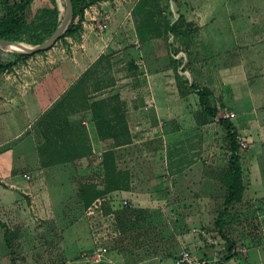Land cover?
<instances>
[{
    "label": "rangeland",
    "instance_id": "rangeland-1",
    "mask_svg": "<svg viewBox=\"0 0 264 264\" xmlns=\"http://www.w3.org/2000/svg\"><path fill=\"white\" fill-rule=\"evenodd\" d=\"M57 2L56 20L48 0H36L17 42L48 40L66 14V1ZM14 54L0 48L3 62ZM98 54L22 139L0 148L13 152V172L0 175V264H88L100 247L108 248L102 264H178L185 249L207 264H262L264 0L101 1L80 31L32 59L47 73L52 60ZM95 108L120 136L114 180L130 194L110 195L113 165L74 129ZM230 123L247 147L238 144L241 192L228 205Z\"/></svg>",
    "mask_w": 264,
    "mask_h": 264
},
{
    "label": "crops",
    "instance_id": "crops-1",
    "mask_svg": "<svg viewBox=\"0 0 264 264\" xmlns=\"http://www.w3.org/2000/svg\"><path fill=\"white\" fill-rule=\"evenodd\" d=\"M106 3L107 2H105V4ZM87 35L88 33L84 32L82 37L86 38ZM100 57L101 54H98L94 58L80 55H75L74 58L66 56L58 60H52V63H54L53 65L50 64L52 65V70L44 73V64L46 63L43 62L39 64V60L34 62L31 56L28 59L17 61L10 68L5 70L0 75V148L22 139L28 128L36 122L61 95L67 92L69 93L80 77L85 74L92 64ZM54 65L56 66L53 67ZM46 89V92L53 91V94L55 93L54 95L57 96L55 98L53 97L51 102L49 99L47 100V98H45L44 91ZM46 95L49 96L48 93H46ZM82 124L84 126L75 123L74 129L79 127L83 129V132L88 133L92 147H95L93 150L91 149L93 152L102 147L104 152L101 153L96 151L97 157L102 154L101 161H103L104 165L110 160V164H112L113 167H110L111 171L108 178H112V175H114V180L115 177L122 174L116 155L117 150L121 147L118 145L119 141H121L119 139L120 136L115 133L114 138L108 140L104 139L105 142L112 144L115 141L116 143L114 146L115 148L108 151L109 148L103 149V144L99 137L95 121L91 118L90 121L83 120ZM12 157L13 152L11 150L0 153V175L13 172V167L11 168ZM109 191L112 192L110 195H114L115 197L117 195H127L132 192L127 190V188L119 186L117 180L113 186L111 185V187H109ZM263 263L264 262H262V264Z\"/></svg>",
    "mask_w": 264,
    "mask_h": 264
},
{
    "label": "trees",
    "instance_id": "trees-1",
    "mask_svg": "<svg viewBox=\"0 0 264 264\" xmlns=\"http://www.w3.org/2000/svg\"><path fill=\"white\" fill-rule=\"evenodd\" d=\"M36 0H3L2 9L4 10V16L0 20V39L4 40H13L19 41L22 38V35L28 28V13L31 7L34 5ZM106 1V0H72L74 8V18L73 21L67 30V32L62 36L75 35L82 28V23L85 18L86 9L95 3ZM50 12L55 16L56 20L59 15V6L57 0H48ZM138 6V5H137ZM52 33L57 29L58 23L55 22ZM139 34L143 40H146L145 34L139 29ZM148 38V36H147ZM33 55L16 53L14 54V60L10 62H3L0 59V75L10 68L19 60H25L30 58ZM201 105L207 111H211V108L208 105V97L205 92L200 93ZM105 100H99L93 104V106H102L105 104ZM92 120L97 124V129L99 137L102 141V144L106 146L112 145L111 143L105 142L104 139L114 138L115 135L111 133L113 126L108 122L104 125L102 122L104 115H102V110L95 108L92 111ZM105 121V120H104ZM106 122V121H105ZM229 135L231 136L233 144V155L230 161L229 167V197L226 200V204L231 205L236 199L239 200L241 192V169H240V155H239V141L236 134V130L233 124L228 125ZM116 145V144H115ZM114 145V146H115ZM108 148V147H106ZM230 252L233 254L235 252V246L230 247Z\"/></svg>",
    "mask_w": 264,
    "mask_h": 264
},
{
    "label": "built area",
    "instance_id": "built-area-1",
    "mask_svg": "<svg viewBox=\"0 0 264 264\" xmlns=\"http://www.w3.org/2000/svg\"><path fill=\"white\" fill-rule=\"evenodd\" d=\"M107 27H108L107 23H98L96 25V28L99 29L100 31L106 30ZM230 116L234 117L235 115L231 114ZM238 141H239L238 143L240 144L242 148L247 147V143L245 142V140L238 137ZM99 159L102 160L101 155H99ZM26 178L29 180L30 176L26 175ZM123 204L126 206L128 205V202L125 200ZM200 233H201V236L204 238V240L208 244L212 246L218 245L219 238H217V236L211 234L207 230H201ZM107 253H108L107 247H100L96 250H92V252L88 254L87 256L88 258H86L88 260L87 261L88 264H102ZM177 262L178 264H207V261L205 259L194 256L192 252L188 249H185L181 252V254L177 258Z\"/></svg>",
    "mask_w": 264,
    "mask_h": 264
},
{
    "label": "water",
    "instance_id": "water-1",
    "mask_svg": "<svg viewBox=\"0 0 264 264\" xmlns=\"http://www.w3.org/2000/svg\"><path fill=\"white\" fill-rule=\"evenodd\" d=\"M65 1L67 8L64 19L62 20V22L59 24L53 35L48 40L36 46L25 45L23 50L9 51L5 47L11 44H21V43L13 40L0 39V48L9 52L28 54V55H34L52 48L58 42V40L61 39V37L67 32L74 18V8H73L72 0H65Z\"/></svg>",
    "mask_w": 264,
    "mask_h": 264
},
{
    "label": "bare ground",
    "instance_id": "bare-ground-1",
    "mask_svg": "<svg viewBox=\"0 0 264 264\" xmlns=\"http://www.w3.org/2000/svg\"><path fill=\"white\" fill-rule=\"evenodd\" d=\"M64 19V18H63ZM21 44H11L8 45L7 47H5L7 50L9 51H18V50H23L25 45V43L20 42Z\"/></svg>",
    "mask_w": 264,
    "mask_h": 264
}]
</instances>
